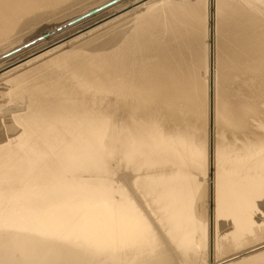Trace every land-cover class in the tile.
<instances>
[{
  "label": "bare ground",
  "instance_id": "6f19581e",
  "mask_svg": "<svg viewBox=\"0 0 264 264\" xmlns=\"http://www.w3.org/2000/svg\"><path fill=\"white\" fill-rule=\"evenodd\" d=\"M103 1L0 0V264H204L261 240L264 0Z\"/></svg>",
  "mask_w": 264,
  "mask_h": 264
},
{
  "label": "rangeland",
  "instance_id": "374dc122",
  "mask_svg": "<svg viewBox=\"0 0 264 264\" xmlns=\"http://www.w3.org/2000/svg\"><path fill=\"white\" fill-rule=\"evenodd\" d=\"M107 1H109V0H105V1H103L102 3H100L99 5H97L98 7H100V6H102V5H104V4H106V2ZM110 1H112V0H110ZM117 1H119V0H117ZM116 2V1H115ZM114 2V3H115ZM113 4V3H112ZM112 4L111 5H109V6H107L106 8H104V9H102V10H105V9H109V8H111L112 7ZM116 4V3H115ZM96 6V5H95ZM96 7H90V8H88V9H86L85 11H83V12H86L87 10H89L90 11V9L92 10V9H95ZM102 10H100V11H102ZM99 11V12H100ZM82 12V13H83ZM88 12V11H87ZM103 12V11H102ZM82 13H79V14H82ZM98 13V12H97ZM97 13H95V14H97ZM101 13V12H100ZM78 14V15H79ZM95 14H93V15H95ZM99 14V13H98ZM97 14V15H98ZM78 15H76V16H78ZM93 15H91V16H93ZM75 16V17H76ZM96 16V15H95ZM95 16H93V17H95ZM108 16V15H107ZM107 16H104V17H102V18H99V19H96V21L94 20V22H97V21H100V20H102V19H104V18H106ZM74 17V18H75ZM86 19V18H85ZM82 20H84V19H82ZM82 20H80V21H82ZM103 22V20L101 21V22H97V23H95L94 25H92V26H96V25H98V24H100V23H102ZM93 23V22H92ZM88 26V25H87ZM51 28H53V27H51ZM50 28V29H51ZM67 30L68 29H70V27H68V28H66ZM66 29H64V30H62V31H60L59 33H57L56 35H58V34H60V33H64L65 31H66ZM86 30V28L84 29V30H80V31H77L76 32V34H74V32H73V35H71L70 36V34H67L66 36H64V39H62L63 41H66V40H69L70 38H72V37H75V36H77V35H80V34H82V32L83 31H85ZM72 34V33H71ZM66 37H68V38H66ZM29 47V46H28ZM6 60V59H5ZM19 63V62H18ZM18 63H16V65L18 64ZM14 65H12V66H9V68H12ZM6 70H8V66L7 67H5V68H3V70H0V73H2V72H4V71H6ZM4 86V85H3ZM5 87H6V85H5ZM5 87H2L1 86V80H0V92H7V89L5 88ZM5 98H7V97H5ZM210 109H211V105H210ZM210 112H211V110H210ZM212 118V117H211ZM2 119V118H1ZM3 120V119H2ZM212 120V119H211ZM0 122H2V121H0ZM211 123H212V121H211ZM212 125V124H211ZM209 142L211 143V138L209 139ZM210 182H211V180H210ZM211 203H212V201H211V199H209L208 200V206H209V210L211 209ZM209 217H210V213H209V216H208V228H209V226H210V220H209ZM208 239H209V242H210V230L208 231ZM261 250H264V237H262L261 238V240H259L258 239V241L257 242H254V243H252L251 245H248V246H245V247H241V248H235V249H230V252H228V253H223L221 250H217V251H213V252H211V251H209V247H208V257L206 258V261H205V263L204 264H227V263H230V262H235V261H237V260H241L242 258H245V257H248V256H250V255H252V254H254V253H256V252H259V251H261ZM212 254V255H211ZM213 262V263H212Z\"/></svg>",
  "mask_w": 264,
  "mask_h": 264
},
{
  "label": "water",
  "instance_id": "95a60500",
  "mask_svg": "<svg viewBox=\"0 0 264 264\" xmlns=\"http://www.w3.org/2000/svg\"><path fill=\"white\" fill-rule=\"evenodd\" d=\"M77 19H78V18H75L74 20H71V22H73V21H75V20H77ZM66 24H67V23H66ZM66 24H65V25H66ZM58 28H59V27H58ZM58 28H56V29H58ZM49 32H51V31H47L46 33L42 34L41 36L37 37L36 39H32V40H29V41L23 43L22 45H20V46L14 48L13 50H11V51H9V52L3 54L2 56L4 57V56H6V55H9V54H11V53L17 51V50H20V49H23V48L28 47L29 45H31L32 43H34V42H35L36 40H38L39 38L43 37L44 35H48Z\"/></svg>",
  "mask_w": 264,
  "mask_h": 264
}]
</instances>
